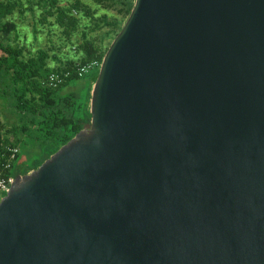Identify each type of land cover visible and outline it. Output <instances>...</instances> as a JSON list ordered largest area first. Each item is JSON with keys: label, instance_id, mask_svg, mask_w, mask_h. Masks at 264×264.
Returning a JSON list of instances; mask_svg holds the SVG:
<instances>
[{"label": "water", "instance_id": "obj_1", "mask_svg": "<svg viewBox=\"0 0 264 264\" xmlns=\"http://www.w3.org/2000/svg\"><path fill=\"white\" fill-rule=\"evenodd\" d=\"M89 119L0 197V264H264V0H132Z\"/></svg>", "mask_w": 264, "mask_h": 264}, {"label": "trees", "instance_id": "obj_2", "mask_svg": "<svg viewBox=\"0 0 264 264\" xmlns=\"http://www.w3.org/2000/svg\"><path fill=\"white\" fill-rule=\"evenodd\" d=\"M131 5L132 0H0L3 176L35 168L88 121V91L97 66L90 69L82 97L75 86L63 89L86 73L77 75V65L100 62ZM50 72L68 74L52 87L43 82Z\"/></svg>", "mask_w": 264, "mask_h": 264}, {"label": "built area", "instance_id": "obj_3", "mask_svg": "<svg viewBox=\"0 0 264 264\" xmlns=\"http://www.w3.org/2000/svg\"><path fill=\"white\" fill-rule=\"evenodd\" d=\"M98 65L99 63H97L96 61H91L88 63H84L82 65H77L75 68V72L77 75H81L96 66L98 67ZM67 74H68L67 72H62V73L50 72L45 76V78L43 79V82L48 86L54 87L57 84L61 83L62 80L67 76ZM15 151H16L15 148L10 149L8 160H11L13 158ZM8 164L9 163L7 161L2 164V167L6 168L8 167ZM10 180H11V177L3 176L0 170V197L3 195L4 191L6 190Z\"/></svg>", "mask_w": 264, "mask_h": 264}, {"label": "rangeland", "instance_id": "obj_4", "mask_svg": "<svg viewBox=\"0 0 264 264\" xmlns=\"http://www.w3.org/2000/svg\"><path fill=\"white\" fill-rule=\"evenodd\" d=\"M30 41H31V38L27 34L26 42H30ZM91 71L92 70L87 71L80 79L69 82L68 86L65 87L63 89V91H68V90L71 89L70 88L71 86H75L76 90L78 91L77 93L80 95V97H82L83 96V93L85 91V86L87 84L88 76H89V74H90ZM96 71H97V69H96Z\"/></svg>", "mask_w": 264, "mask_h": 264}]
</instances>
